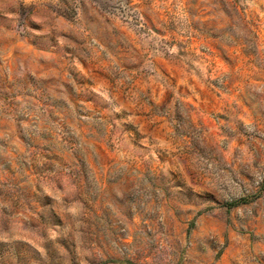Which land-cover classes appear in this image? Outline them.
Listing matches in <instances>:
<instances>
[{
	"label": "rangeland",
	"instance_id": "374dc122",
	"mask_svg": "<svg viewBox=\"0 0 264 264\" xmlns=\"http://www.w3.org/2000/svg\"><path fill=\"white\" fill-rule=\"evenodd\" d=\"M0 264H264V0H0Z\"/></svg>",
	"mask_w": 264,
	"mask_h": 264
}]
</instances>
